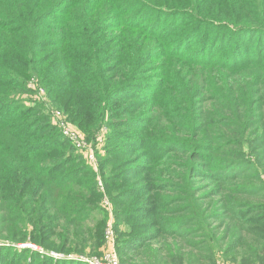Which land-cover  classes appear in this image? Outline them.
Segmentation results:
<instances>
[{"label": "trees", "instance_id": "1", "mask_svg": "<svg viewBox=\"0 0 264 264\" xmlns=\"http://www.w3.org/2000/svg\"><path fill=\"white\" fill-rule=\"evenodd\" d=\"M117 22L125 38L119 43L111 34ZM157 60L159 78L149 70ZM41 91L87 134L99 176L42 106L24 98ZM203 95L216 96L217 105L200 109ZM262 122L264 0H0V225L1 234L20 230L7 231L11 243L0 248V264H16L15 246L25 242L47 252L97 253L106 199L121 264L144 248L153 264H211L226 241V253L245 250L244 264L264 263V205L245 199L264 190L254 161H239L248 177L232 185L214 216L197 214L202 205L188 187L187 164L225 150L240 158L252 147L243 134L260 130L256 152L264 153ZM127 147L140 166L129 163ZM168 177L179 180L169 202L186 204V217H163L168 197L156 192H166ZM221 216L226 230L219 235L208 221ZM193 223L201 228L196 238L213 250L185 241ZM40 252L22 255L30 254V264H84L39 263Z\"/></svg>", "mask_w": 264, "mask_h": 264}, {"label": "rangeland", "instance_id": "2", "mask_svg": "<svg viewBox=\"0 0 264 264\" xmlns=\"http://www.w3.org/2000/svg\"><path fill=\"white\" fill-rule=\"evenodd\" d=\"M104 9H102L101 13L103 12ZM54 18V17H53ZM112 22V21H111ZM117 27L113 28L111 30V34L115 35V41L117 40V43H119V41H125V38L123 37V28H121V24L119 22H117L115 24ZM160 61H153L151 63H149V70H151L150 74L153 76V73L157 74V78L160 77V74L158 73L161 69L160 67ZM173 81V79H172ZM230 82V80H229ZM223 89V88H222ZM224 90V89H223ZM44 94L40 93L38 96L34 93H27L25 94L24 98L27 100H33V103H30L29 106L32 105H36V101L42 106L43 110L42 113H45L46 115L51 116L50 117V122L52 125H56L57 124V117L55 116V113L57 111H61L59 108V105L56 106L55 104L52 103L53 99H55L54 97H51L50 99L47 98V101L44 99ZM204 96V95H203ZM222 97V96H221ZM217 97L216 96H212L209 100L207 98V96H204L203 101H201L198 105L200 109H205L207 110V107L212 106L215 107L217 104ZM205 101L207 102V105L205 104ZM33 107V106H32ZM165 112H170L168 110H164ZM62 115V114H61ZM62 118L64 119L63 115ZM218 121L216 119H214L213 121V127L214 124L217 123ZM259 123L258 125L263 124ZM70 125V124H69ZM74 128L75 131L79 132L82 136H86L87 134H85L83 132V130L78 128V124L77 126L75 125H70ZM81 130V131H80ZM122 132L124 131H131L134 133H137L138 135H140V128H127L125 130V128H122V130H120ZM140 131V132H139ZM261 131V130H260ZM260 131L254 132V133H245L242 136V139L245 141L246 145L249 144V142L252 143V147L251 148H246L244 150V152H242V156H240V158H235L232 156L231 152H229V150H225L228 151L226 152V154L224 153H215L209 156V154H204V156L200 155V158L203 157V161L200 162V160L194 159V158H190L188 159V167L191 170V177H192V182L190 185H188L189 189L191 191H193V197H195L196 201L200 199L201 205H202V209H198L197 214L199 216H201L203 213L206 214V216L210 213L213 216L215 215L214 213H212V211H216L218 208L222 209L223 206L221 205V201H222V197H224L225 195L229 194L231 191L235 190V186L232 185H236L237 183H243L245 181V179L248 177V173L245 171V167L240 165V160L245 159V157H250L254 163H255V167L257 172V175L255 174V179H259L261 181H263L262 184H259L258 182H256L259 186L264 187V153L263 152H256V146L258 147V145H260V141H261V134ZM160 133L164 132V130H160ZM184 133V131H180L179 134ZM121 143L123 145H127L128 144V140H126L125 138H123L121 140ZM133 144V143H132ZM247 147V146H246ZM132 150H134L132 148ZM94 151V149H93ZM84 152V151H82ZM81 151L77 150V153L80 155H83V157H85L84 153H82ZM95 152V151H94ZM126 152H127V159L129 160V163H134L133 167H138L140 166L139 163L136 164V159H133V153L131 151L130 147L126 148ZM89 153H93L92 151H89ZM86 158V157H85ZM83 161H85L84 163L88 166V168H90L91 170H93L97 176H99V166L96 165L95 163L90 164L89 161L87 159H85ZM96 160V158H95ZM79 165H83L82 162ZM137 165V166H136ZM85 167V166H84ZM167 167H169V169H171L170 171L174 174L173 171H179L177 169V166L173 167L172 165H168ZM173 167V168H171ZM170 172V173H171ZM188 170H185L183 173H187ZM254 172V171H253ZM81 177V176H80ZM166 181H168V188L166 190V192H156L160 195H163L164 197H168V200L165 202L168 203L169 200L176 196L177 194H174L175 192H177V187L176 185H178L179 180H176L175 177L171 178H165ZM226 185V186H225ZM224 186V187H222ZM175 187V188H174ZM182 196V195H181ZM245 199H249L252 200V202L254 203H261L264 205V190H260L258 193H256V191L252 194V196L249 197H245ZM104 205V204H103ZM169 206L165 207L163 212L165 213L163 215V217L166 220H176L179 219L180 217H186L187 215H189L190 213V208L188 207V210L186 208H184V206L186 204L182 203V204H175L172 206V202L168 203ZM105 207V205H104ZM107 214H108V219L106 221V228H105V233L106 230H108V228H110L113 231V240H108L106 237V234L104 235V244L103 246L100 248V250L89 256V255H77V254H71V255H67L65 252H60V251H45L43 248L32 244L31 242H25L22 243L20 245H16L15 246V250L16 252V264H30V254L27 253L26 255H22V252L24 250H31V253L34 254V252L36 251H41L40 252V257H39V263L40 261H47V260H52L55 263L64 261V260H70V261H79L80 259H87V258H96L97 260H101L104 256L107 250L109 249H114L117 253V249H116V243H117V239H116V231H115V219H114V215H113V208L112 205H109V207H107ZM218 213H222L220 215H223V211L219 210ZM253 217H256L257 215H262V213H252L251 214ZM100 219V217H99ZM147 221L154 223V220L152 218H147ZM209 224H213V225H217V233L219 235H222L225 230H226V226H225V216H221L218 222H214L209 220L208 221ZM14 225H18L17 222H14ZM6 227V226H5ZM129 228V227H128ZM125 228L122 227V230H124ZM127 229V228H126ZM197 230V232L201 233V228H199L197 223H193L191 226L185 228L183 231L187 232V235H189L188 238H186L187 240L185 241H193L194 243H196L197 245H199V248L205 249L206 246L208 249H212L215 248V245H212V248L206 244L203 245L201 244V240L196 238V233L195 231ZM12 230L13 232H15L16 234H18L20 232L19 229L10 227L6 230V232L3 234H1V232L3 231V227L0 225V248L3 245H10V239L7 236V231ZM179 231V230H177ZM245 242L250 245L252 244V241L248 238H245ZM171 246L174 245L173 242H169ZM203 243V242H202ZM28 245H33V247H30ZM226 245H228V241L223 243V248L221 251L218 252H213L214 253V262L211 264H244L243 263V257H242V253L245 251L244 249L240 250L237 253H229V252H225L226 249ZM191 248L187 247L186 251H190ZM213 250V249H212ZM43 253H49L48 255L46 254H42ZM148 251L144 248L141 249L139 252L135 253L134 255V260L129 261L127 264H153L152 261H150V259L147 256ZM104 255V256H103ZM9 257V256H8ZM87 257V258H86ZM124 258L121 257V262ZM119 260V257H118ZM0 263H1V259H0ZM119 264L120 260H119ZM205 264H209V263H205ZM247 264H264V263H247Z\"/></svg>", "mask_w": 264, "mask_h": 264}, {"label": "built area", "instance_id": "3", "mask_svg": "<svg viewBox=\"0 0 264 264\" xmlns=\"http://www.w3.org/2000/svg\"><path fill=\"white\" fill-rule=\"evenodd\" d=\"M35 88H36V83L32 81L30 83V89H35ZM41 93L44 94L45 92L41 91ZM55 116L57 117L56 126H58V128L61 129L63 137L67 138L71 143H73L77 149H79L80 151H84L83 153L90 164L95 163L96 165L94 152L91 148L87 147L84 136H82L79 132L75 131L72 126L67 124L65 122V119L62 118L60 112H56ZM89 151H92L93 153H89ZM104 205L105 207H109L110 203L108 202L107 199L105 200ZM105 234L108 240H113L114 238L113 231L110 228L106 230ZM28 246L33 247V245H28ZM80 261L83 262L84 264H119L118 255L114 249L107 250L105 256L101 260H97L96 258H87V259H80Z\"/></svg>", "mask_w": 264, "mask_h": 264}, {"label": "water", "instance_id": "4", "mask_svg": "<svg viewBox=\"0 0 264 264\" xmlns=\"http://www.w3.org/2000/svg\"><path fill=\"white\" fill-rule=\"evenodd\" d=\"M80 261V260H79Z\"/></svg>", "mask_w": 264, "mask_h": 264}]
</instances>
